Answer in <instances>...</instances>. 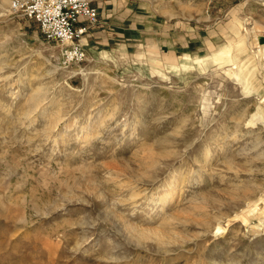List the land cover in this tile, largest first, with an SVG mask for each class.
<instances>
[{
	"label": "rangeland",
	"instance_id": "1",
	"mask_svg": "<svg viewBox=\"0 0 264 264\" xmlns=\"http://www.w3.org/2000/svg\"><path fill=\"white\" fill-rule=\"evenodd\" d=\"M10 1L0 0V264H264V201L250 219L233 216L264 198V0H94L85 59L71 64ZM40 95L44 114H26ZM117 165L154 171V201L141 181L134 205L118 191L107 170ZM172 171L181 191L154 204ZM218 217L226 231L213 236ZM147 226L164 235L141 237Z\"/></svg>",
	"mask_w": 264,
	"mask_h": 264
},
{
	"label": "built area",
	"instance_id": "2",
	"mask_svg": "<svg viewBox=\"0 0 264 264\" xmlns=\"http://www.w3.org/2000/svg\"><path fill=\"white\" fill-rule=\"evenodd\" d=\"M10 10L34 20L43 36L61 47L66 63L85 59L81 38L99 18L94 0H11Z\"/></svg>",
	"mask_w": 264,
	"mask_h": 264
},
{
	"label": "bare ground",
	"instance_id": "3",
	"mask_svg": "<svg viewBox=\"0 0 264 264\" xmlns=\"http://www.w3.org/2000/svg\"><path fill=\"white\" fill-rule=\"evenodd\" d=\"M1 2L2 3H4V2H8V0H1ZM9 3H11V1L9 2ZM243 44V42H240L238 45H239V48H238V50H237V55L238 56H241L242 57V54L244 53L243 52V50L241 49V45ZM248 53V52H247ZM245 55V54H244ZM257 55V54H256ZM262 55H264V50L262 49ZM248 57V56H247ZM246 57V58H247ZM242 59V58H241ZM256 59V58H255ZM261 59H263V57L261 58ZM239 60H240V57H239ZM256 62H258V61H256ZM241 63V62H240ZM257 64V63H256ZM257 65H259V64H257ZM56 68V67H55ZM245 68V67H244ZM261 70H262V68H261ZM47 73H51V71H50V69H48L47 70ZM84 76L85 77H87V75H85L84 74ZM263 76V75H262ZM263 80H264V76H263ZM262 82V81H261ZM264 87V86H263ZM33 89V88H32ZM35 89H38V87L37 88H34V90ZM39 90V89H38ZM40 90H41V88H40ZM39 90V91H40ZM262 91H263V93H262V101H264V88L262 89ZM37 92V91H36ZM29 93H31V92H29ZM40 93V92H39ZM38 94V93H37ZM30 95V94H29ZM28 95V96H29ZM38 96V95H37ZM37 96H33V98H29L30 99V101H29V106H28V109L26 110V114H29V113H31V112H34L35 113V111L38 109V108H40V109H38L39 110V113H41V114H44V113H42L43 111H45V107H43V103H41V95H40V97H37ZM30 97H31V95H30ZM28 98V97H27ZM260 100V101H261ZM259 101V102H260ZM28 102V101H27ZM263 107H264V105H263ZM204 108V107H203ZM263 109V108H262ZM261 113V112H260ZM50 117V116H49ZM53 117V116H52ZM262 117H264V114L262 115ZM59 118H61V117H58V118H55V120L53 119V125H51V123H49V125L48 126H50L51 125V128H53L52 126H54L56 123V120L57 119H59ZM46 119H48V118H46ZM30 120V119H29ZM59 122V121H58ZM30 123H32V121L30 120L29 121V124ZM47 126V127H48ZM51 128H50V130H51ZM55 128V127H54ZM26 129V128H25ZM52 131V130H51ZM48 132H46V134H47ZM49 133H51V132H49ZM53 133V132H52ZM47 135H49V134H47ZM61 137V136H60ZM161 152V153H160ZM159 152V154L162 156V154L164 155L165 153H167L168 152V150L165 148V147H163L162 148V151H160ZM206 152H208V150H205V153ZM148 161V160H147ZM160 163V160L158 159V160H153V162H152V164H151V167H152V169H156V167L158 166V164ZM112 168L111 169H108L107 168V170L109 171V174H110V176L111 177H109L108 179H111V178H114L115 180H116V183H115V187H116V189L118 190V191H123V190H129V199H130V201L133 203V205H134V202L135 203H137L136 202V198H139L138 196H139V194H140V190L138 189L139 188V186H138V188H137V184L138 183H140V181L141 182H143V184L145 185L146 184V186L143 188V191H145L144 192V199H143V201L145 200V201H149V202H147V203H150V201H152L154 198H152V197H154L155 196V194H157V193H155V191H156V187L155 188H152V189H148V185H150V186H152L153 185V183H154V181H155V172L154 171H150V172H148L147 170H139V172L140 173H138V172H135V171H133L131 168L130 169H128L129 171H124L123 169H121L120 168V166H111ZM150 167V168H151ZM182 171H184V170H182ZM171 172V171H170ZM186 172H187V170H186ZM174 173H175V171L173 172L172 171V173L170 174V176L168 177V179L170 180V182L168 183V185H166L165 186V189H163V191H161L158 195H157V197H156V199H157V201L154 203V204H160V205H163V206H165V205H167V204H169V203H171L170 201L179 193V191H181V187H182V184H183V181H184V177L185 176H179V177H173L174 176ZM179 174H182V172L181 173H179ZM143 175L144 176H147V178L148 179H146V180H144V178L142 179V177H143ZM199 175V174H198ZM191 176V175H190ZM195 178V177H194ZM193 180V179H192ZM139 181V182H138ZM108 183V182H107ZM174 184V188H171V184ZM114 184V183H113ZM161 186V185H160ZM143 187V186H142ZM73 191V190H72ZM116 191V190H115ZM124 192V191H123ZM158 192V191H157ZM155 193V194H154ZM102 193L101 192H99V193H97V195L98 196H102L101 195ZM143 195V194H142ZM152 195H154V196H152ZM141 200V199H140ZM174 200V199H173ZM154 201V200H153ZM152 201V202H153ZM264 201V198H263V193H260L258 196H256V197H254V198H245L244 199V202H243V205L240 207V209L238 210V211H236L235 213H234V219L236 220V219H244V218H246V219H250L254 214H256V208H257V206L259 205V203H261V202H263ZM124 203H126V202H124ZM158 204V205H159ZM132 205V204H131ZM151 205V204H150ZM261 205V204H260ZM157 206V205H156ZM131 207V206H130ZM156 208V207H155ZM163 208V207H162ZM161 208V209H162ZM262 209V208H261ZM162 211V210H161ZM258 213V212H257ZM259 214V213H258ZM260 215V214H259ZM148 218H149V220L147 221V223L149 222V223H152V222H154V221H156V220H159V219H161L162 217L161 216H157V214H153V215H149V216H147ZM258 219V218H257ZM158 223V222H157ZM163 223V222H162ZM166 223V222H165ZM226 223V222H225ZM215 225L212 227V230L210 231V233L212 232L213 233V236H218V235H223L224 234V232L226 231V226H227V224H225V225H223V221L222 220H220L219 219V217L218 218H216V220H215V223H214ZM251 224V223H250ZM149 225V224H148ZM166 225V224H165ZM164 225V226H165ZM256 226H258V224H255ZM253 226V225H252ZM171 227V226H170ZM160 229H158V227H154V226H147V227H144V228H142L141 230H139V232H138V234L141 236V237H144V236H146V235H148L149 233H154V234H158L159 236H161L160 237V239L162 238V236L164 235L163 233H161L160 231H159ZM132 231V230H131ZM157 232H160V234L159 233H157ZM158 235H156L157 237H158ZM162 241V240H161ZM160 242V241H159ZM163 242H164V240H163Z\"/></svg>",
	"mask_w": 264,
	"mask_h": 264
}]
</instances>
